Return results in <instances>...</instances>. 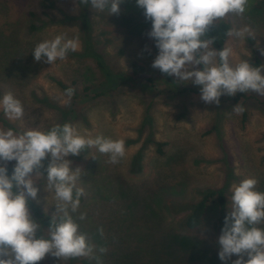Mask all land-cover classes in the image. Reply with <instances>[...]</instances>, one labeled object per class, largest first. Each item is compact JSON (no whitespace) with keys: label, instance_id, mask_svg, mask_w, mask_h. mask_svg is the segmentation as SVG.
Listing matches in <instances>:
<instances>
[{"label":"rangeland","instance_id":"obj_1","mask_svg":"<svg viewBox=\"0 0 264 264\" xmlns=\"http://www.w3.org/2000/svg\"><path fill=\"white\" fill-rule=\"evenodd\" d=\"M119 8V14H109L80 0H0V100L11 92L24 108L23 117L10 119L0 104V128L44 131L66 122L86 138L125 141V154L116 164L96 147L66 157L72 170L83 172L77 187L85 195L70 214L95 246L92 257L65 260L46 254L36 264L73 259L74 264H232L235 255L223 262L214 247L219 237L211 229L215 206H208L205 224L195 233L184 229L185 212L176 206L197 202L229 175L228 212L233 186L243 179L255 178L256 190L264 192V95H234L248 98L243 125L234 96L205 104L201 94L182 91L200 89L191 81L173 76L176 88L167 86L151 67L158 54L147 35L151 20L136 0H124ZM220 20L231 30L247 26L252 33L245 39L228 36L229 63L258 59L264 65V0H248L242 15L229 13ZM60 34L78 35L77 50L51 64L35 61L34 47ZM57 81L74 83L70 101ZM158 143L166 144L163 155L157 154ZM50 160V155L43 160L40 175L33 173L39 191L28 205L44 236L51 219L62 215L54 189L47 186Z\"/></svg>","mask_w":264,"mask_h":264},{"label":"clouds","instance_id":"obj_2","mask_svg":"<svg viewBox=\"0 0 264 264\" xmlns=\"http://www.w3.org/2000/svg\"><path fill=\"white\" fill-rule=\"evenodd\" d=\"M97 11L106 8L109 14H119L124 0H80ZM248 0H136L144 9L146 20H151L147 34L155 41L158 54L151 67L179 81H191L200 86V99L205 104L219 105L222 95L234 96L249 91L264 95V65L254 67L248 60L236 66L229 63L230 48L211 47L213 40L202 39L217 20L229 13L242 15ZM237 38L252 37L250 29L230 30ZM79 36L67 38L66 34L39 42L33 49L35 61L51 64L66 58L69 51H76ZM264 55V50L261 52ZM219 64H215L216 58ZM197 65H203L197 70ZM75 90L68 88L65 95L70 101ZM0 104L10 119L24 115L20 100L11 92L3 95ZM234 110L243 113L236 105ZM86 147H96L103 154H110L109 162L116 164L125 154V141L113 140L102 135L86 138L76 126L65 123L48 131L31 129L15 132L0 128V264H36L46 254L65 260L92 257L94 245L86 234L78 231V224L71 213L78 210L80 198L85 195L77 182L83 174L77 167L72 170L69 155L78 156ZM51 160L46 168L47 186L55 191L60 202L57 210L62 213L51 219L48 236L41 234V225L32 217L29 199L36 200L39 189L35 186L33 173L40 175L43 160ZM94 158V157H93ZM95 159V158H94ZM15 161L11 175L7 163ZM257 180L245 178L232 189V208L224 217L218 237V257L227 262L233 255L232 264H264V192L256 190ZM85 214L79 219L83 220ZM103 235V229H98ZM39 233V235H38ZM101 253L106 249L101 247ZM247 257V259H245ZM98 259V258H97Z\"/></svg>","mask_w":264,"mask_h":264},{"label":"trees","instance_id":"obj_3","mask_svg":"<svg viewBox=\"0 0 264 264\" xmlns=\"http://www.w3.org/2000/svg\"><path fill=\"white\" fill-rule=\"evenodd\" d=\"M231 30V25L225 20H218L215 22L213 28L205 34L202 39H211L213 40V44L211 47L216 49H223L226 48V43L229 36V31ZM150 40L155 44V41L150 38ZM216 64H219V58H216ZM254 67L260 66V61L255 59L254 62L251 64ZM198 70L203 68V65H197ZM157 75L161 80L167 84V86L171 88H176L177 82L173 76H168L159 71L157 69ZM147 81L151 82L150 78L146 79ZM74 83L71 85H67L62 81H57V86L59 89L65 93L66 89L72 88ZM90 88H85V90H89ZM183 92H189L193 94H201L200 89H192V88H182ZM247 96L243 94H237L236 96L232 97L231 100L237 104L238 106H242L244 108L243 113H240L241 123L244 125L248 119V112L246 110V101ZM66 122L61 123L60 126L64 125ZM52 127L44 130L48 131ZM13 130H15L13 128ZM165 143H158L157 144V154L163 155V147ZM15 161H10L7 163L8 174L11 175L12 169L15 166ZM230 179L231 176H227L226 181L224 184L216 189H206L202 192L200 199L195 202H182L176 206L177 211L185 212V217L183 218V227L188 232H198L205 224V217L207 215L208 206L210 204L214 205L216 208V217L211 225L212 231L219 236L221 234V229L224 223V217L228 214V201H227V190L230 187ZM214 247L219 248L218 244H214ZM74 260V259H73ZM73 260H71V264H74ZM129 264V263H128Z\"/></svg>","mask_w":264,"mask_h":264}]
</instances>
